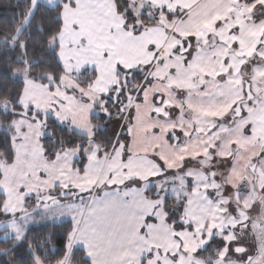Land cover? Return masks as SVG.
<instances>
[{"label":"snow or ice","instance_id":"1","mask_svg":"<svg viewBox=\"0 0 264 264\" xmlns=\"http://www.w3.org/2000/svg\"><path fill=\"white\" fill-rule=\"evenodd\" d=\"M13 7L3 264H264V0Z\"/></svg>","mask_w":264,"mask_h":264},{"label":"trees","instance_id":"2","mask_svg":"<svg viewBox=\"0 0 264 264\" xmlns=\"http://www.w3.org/2000/svg\"><path fill=\"white\" fill-rule=\"evenodd\" d=\"M15 0H0V22H4L10 19L12 12L14 11ZM35 231H47V229H35ZM6 257L0 258V264H3V260Z\"/></svg>","mask_w":264,"mask_h":264}]
</instances>
